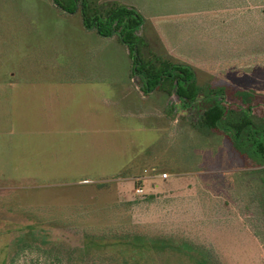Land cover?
Segmentation results:
<instances>
[{"label": "rangeland", "instance_id": "1", "mask_svg": "<svg viewBox=\"0 0 264 264\" xmlns=\"http://www.w3.org/2000/svg\"><path fill=\"white\" fill-rule=\"evenodd\" d=\"M144 1L156 24L136 33L140 59L183 63L204 89L167 95L156 130L154 116L92 129L90 105L28 86L76 77L66 58L38 66L43 34L12 22L30 7L0 1V264H264V153L246 145L252 130L264 147V0ZM215 102L226 116L203 129ZM233 114L251 121L237 138Z\"/></svg>", "mask_w": 264, "mask_h": 264}, {"label": "crops", "instance_id": "2", "mask_svg": "<svg viewBox=\"0 0 264 264\" xmlns=\"http://www.w3.org/2000/svg\"><path fill=\"white\" fill-rule=\"evenodd\" d=\"M107 1L135 9L143 17V24L152 26L156 24L154 18L156 12L153 14L145 13L144 6L140 3L141 0ZM147 1L150 0H146L144 3ZM12 2L16 9L18 7L23 8L25 5L30 7L28 10L22 11L21 14L19 13L18 16H14L12 22L23 25L27 23L28 30L29 28L35 29V35L43 34L41 38L42 47H37L40 48L39 53L33 52L35 59L38 61V66L42 63V57H45L46 59L43 62L51 61L50 64L53 66V70L57 68L64 72L66 69L57 65L56 62L66 58L65 60L71 63L69 65L70 69L76 77L71 81H30L28 86L40 88V85H42L44 89H55L57 99H59L56 104L59 106L63 95L74 100L77 104L90 105L93 118L90 125L92 129H98L101 121H107L110 124L109 119L115 121L119 118L134 117L133 119L136 120L147 121L148 117L151 116H154L156 121L160 122L159 128L155 126L153 130L163 129V121L165 120L164 98L167 95L158 90L150 93L144 92L143 81L135 80L133 78L135 76L131 73L132 62L127 48L120 44L115 37L102 38L94 31L85 30L78 14L68 15L62 13L53 5L51 0H12ZM35 2L44 4L46 13L43 12L42 14L40 12L34 16V7L37 6L34 5ZM24 14H27V16H24ZM68 35L76 42L70 43ZM162 47L164 48L163 45ZM104 58L110 59L111 62ZM120 60L124 63V69L122 74L119 75L115 63L118 64L117 62ZM103 61L108 63H103ZM76 89H79L80 92L76 93ZM101 89L103 90L101 91ZM75 94L78 95L75 96ZM62 109L58 107V111ZM143 130H148L146 123H140L137 127L139 133ZM123 132L117 133L114 137H119L118 144L124 146L127 143L123 138L126 132ZM85 181L89 180L84 179L81 182Z\"/></svg>", "mask_w": 264, "mask_h": 264}, {"label": "trees", "instance_id": "3", "mask_svg": "<svg viewBox=\"0 0 264 264\" xmlns=\"http://www.w3.org/2000/svg\"><path fill=\"white\" fill-rule=\"evenodd\" d=\"M51 1L64 14H78L85 30L94 31L102 38L115 37L120 44L125 46L132 62L131 73L143 81L145 93L158 90L166 95L174 94L179 100L192 104L198 101L199 97H202L204 89L196 85L195 73L192 68L180 62H169L161 58L156 59V66H149L140 59L141 41L136 33L143 25L144 19L135 9L115 2H107L102 10L89 0ZM221 93L218 91V93L215 92L212 95H220ZM207 97H210V91ZM233 115V121L236 119L235 117L240 119L231 125V128L235 131L233 138H237L240 132L251 129L249 128L251 121L246 114ZM225 116L221 104L215 102L203 112L199 119V125L206 130L216 129L218 122L224 119ZM246 145L251 147L250 153L253 151V153L263 155L264 147L259 140L255 139L252 130ZM233 146L237 151L241 150L239 145L235 144ZM183 248L185 250L191 249L188 246Z\"/></svg>", "mask_w": 264, "mask_h": 264}, {"label": "built area", "instance_id": "4", "mask_svg": "<svg viewBox=\"0 0 264 264\" xmlns=\"http://www.w3.org/2000/svg\"><path fill=\"white\" fill-rule=\"evenodd\" d=\"M159 178L162 179V180L166 179L167 175L166 174H161V175H159ZM135 193L138 194V195H141V194H143V190L141 188H137L135 190Z\"/></svg>", "mask_w": 264, "mask_h": 264}]
</instances>
